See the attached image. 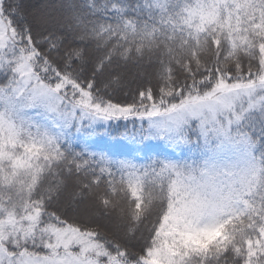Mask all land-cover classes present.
Masks as SVG:
<instances>
[{
    "label": "snow or ice",
    "instance_id": "obj_1",
    "mask_svg": "<svg viewBox=\"0 0 264 264\" xmlns=\"http://www.w3.org/2000/svg\"><path fill=\"white\" fill-rule=\"evenodd\" d=\"M0 78V264H264V0H0Z\"/></svg>",
    "mask_w": 264,
    "mask_h": 264
},
{
    "label": "rangeland",
    "instance_id": "obj_2",
    "mask_svg": "<svg viewBox=\"0 0 264 264\" xmlns=\"http://www.w3.org/2000/svg\"><path fill=\"white\" fill-rule=\"evenodd\" d=\"M46 2H48V0H41V1L39 0L38 2H36V0H34V1L31 2V6H33L34 8H39L40 5H42V4L46 3ZM105 140L104 139L100 140V144L104 143ZM105 143L107 144V146H104V147H106L108 149H111L112 151H114L119 156H128V155H130L129 148H128V146H127L125 141L114 140V141H111V142L107 141Z\"/></svg>",
    "mask_w": 264,
    "mask_h": 264
},
{
    "label": "trees",
    "instance_id": "obj_3",
    "mask_svg": "<svg viewBox=\"0 0 264 264\" xmlns=\"http://www.w3.org/2000/svg\"><path fill=\"white\" fill-rule=\"evenodd\" d=\"M32 1H34V0H25V2H26L27 4H29L30 6H31V2H32ZM38 1H39V0H38ZM38 1L36 0V2H38ZM40 1H41V0H40ZM0 79H2V78H0ZM116 99H119V100L123 101V100L127 99V97L124 96V95H120V96H117ZM132 131H133V129H132L131 123L128 124V127H127V129H126V128L124 127L123 122H122V123L120 124L119 127H117V128H115V129L112 130V134H113L114 136L119 137V136H122L125 132H128L129 134H131ZM105 139H106V140H105ZM104 140H105V142H107V141H108V142L114 141V140H110V139H107V138H104ZM116 140L123 141V140H121V139H116ZM105 142L100 144L101 147L107 146V144H106ZM104 148H106V147H104ZM154 150H155V151H162L163 149H162L161 147L157 146Z\"/></svg>",
    "mask_w": 264,
    "mask_h": 264
}]
</instances>
